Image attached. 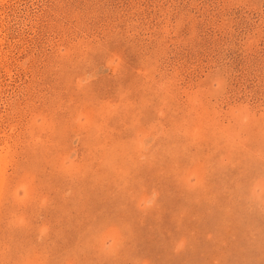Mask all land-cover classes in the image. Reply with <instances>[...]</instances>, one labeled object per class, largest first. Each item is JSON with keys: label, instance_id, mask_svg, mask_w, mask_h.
I'll use <instances>...</instances> for the list:
<instances>
[{"label": "rangeland", "instance_id": "rangeland-1", "mask_svg": "<svg viewBox=\"0 0 264 264\" xmlns=\"http://www.w3.org/2000/svg\"><path fill=\"white\" fill-rule=\"evenodd\" d=\"M0 264H264V0H0Z\"/></svg>", "mask_w": 264, "mask_h": 264}, {"label": "bare ground", "instance_id": "bare-ground-1", "mask_svg": "<svg viewBox=\"0 0 264 264\" xmlns=\"http://www.w3.org/2000/svg\"><path fill=\"white\" fill-rule=\"evenodd\" d=\"M6 102V101H5ZM5 121V120H4ZM5 127V126H4Z\"/></svg>", "mask_w": 264, "mask_h": 264}]
</instances>
